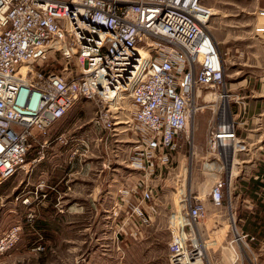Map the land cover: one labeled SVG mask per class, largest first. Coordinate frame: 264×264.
I'll return each instance as SVG.
<instances>
[{"label": "built area", "instance_id": "built-area-1", "mask_svg": "<svg viewBox=\"0 0 264 264\" xmlns=\"http://www.w3.org/2000/svg\"><path fill=\"white\" fill-rule=\"evenodd\" d=\"M201 1L0 0V183L19 171L29 173L43 159L38 152L27 160L32 145L43 146L47 141L38 137H46L81 99L95 106L93 127L114 133L125 95L132 143L126 162L143 183L161 175L198 110L194 89L221 88L220 98L227 92L221 54L206 31L211 9ZM258 13L263 22L256 32L264 33V8ZM50 58L57 68L43 67ZM223 137L235 141V127L219 117L207 131L209 148L220 151ZM230 185V178L218 179L209 192L212 207L226 216ZM44 186L40 181L33 200L46 197L40 193ZM21 196V204L29 206L31 197ZM153 198L145 187L139 205ZM192 199L187 217L198 224L209 210L199 197ZM138 213L149 222L146 212ZM222 218L213 215L211 222L216 227ZM229 228L235 233L227 244L242 242L245 236L233 219ZM21 229L19 222L0 228V255L17 243ZM183 236V231L172 235L170 264L200 260L219 240L186 249Z\"/></svg>", "mask_w": 264, "mask_h": 264}, {"label": "rangeland", "instance_id": "rangeland-1", "mask_svg": "<svg viewBox=\"0 0 264 264\" xmlns=\"http://www.w3.org/2000/svg\"><path fill=\"white\" fill-rule=\"evenodd\" d=\"M201 2L211 9L206 31L224 63L227 97H218L223 93L221 88L194 89V106L212 105L214 109L204 107L194 113L188 132L180 136L177 147L171 151L168 165L161 175L149 177L146 183L126 162L132 145L126 123L130 98L125 95L116 110L121 122L114 133L93 127L92 102H76L46 137H38L40 142H47L43 146L34 143L27 155L30 160L39 152L43 159L36 168L42 169L46 155L56 153L61 176L67 170L77 172L78 177L73 178L79 183L77 187L59 191L62 196L65 192L63 198L74 204L61 208L49 205V188L44 186L40 193L45 192V198H31L32 206H23L21 195H33L28 194V189L33 186L34 191L40 181L46 183L45 177L31 182V169L10 178L5 197L0 199V228L19 222L22 229L17 243L0 255V264H170L168 253L173 234L183 231L185 248L189 249L199 245L204 235L220 234V228L227 225L225 212L211 206V187L218 179L231 181L239 175L248 178L258 166L264 168V33L256 32L263 22L258 12L264 8V0ZM58 66L51 58L43 64L50 69ZM212 94L217 98L210 102ZM221 104L228 105L235 127L230 173L223 167L227 147L222 154L211 150L206 141L208 128L219 119ZM51 141H56L52 149ZM145 187L152 189L154 198L139 205L141 189ZM17 194L19 199L15 198ZM193 196L209 208L207 218L198 224L189 223L187 217ZM137 207L148 214V223L140 220ZM221 214L222 224L215 227L212 216ZM228 229L231 238L235 232ZM262 242L243 239L240 243H226L221 252L213 250L217 251L214 261L264 264ZM205 251L209 250H204L201 264H212L207 262Z\"/></svg>", "mask_w": 264, "mask_h": 264}, {"label": "crops", "instance_id": "crops-1", "mask_svg": "<svg viewBox=\"0 0 264 264\" xmlns=\"http://www.w3.org/2000/svg\"><path fill=\"white\" fill-rule=\"evenodd\" d=\"M50 143H51L50 148L52 149V145L53 143H56V141H51ZM58 156L59 155L56 153L46 155L45 163H44L45 169L36 168V166H38L37 163L33 165L32 170H34V173L32 174L33 176L31 182L32 181L35 182V180H39L44 175L45 182L49 188L48 189L49 196L51 198L49 201V205L53 207L59 206L60 208L67 206L72 207L74 203L72 202L69 203L68 198H63L64 196H66V193L64 192L63 193L64 195L62 196L60 195L59 191H67L71 189V187L73 188L77 187L79 183L75 182L73 178L78 177V174H76L77 172L75 173L72 172V170H67L64 171V174L61 176L62 171H61V165L58 161L59 160ZM44 164H39V166L42 167ZM231 165L233 164L231 163ZM231 169L232 166H230L229 163L227 167V172L230 173ZM253 172L254 173H252L251 177L246 178L244 177V175L242 176L239 175L230 181L231 209L228 215L226 216L227 225L225 227L220 228L222 230V233L221 232H218L220 234H217L216 232L213 233V236L217 237L219 240L216 244V247L207 249L209 250L207 252L205 251L207 262H211L212 264L218 263V261L216 262L214 261V259H216L217 257V255H215L217 251H213V250L215 249L220 250V248L222 249V245L225 246L227 245L226 244L227 239L229 238L228 236L229 221H232V219L236 223V228L238 232L245 236L244 237L245 240H249V237H252L254 238L253 240L256 239L259 242L264 241L263 240L264 239V168H262L260 165V167L258 166V168H256ZM8 182L9 179L0 183V199L2 197H5L4 194L6 192L5 189L7 188L6 185L8 184ZM17 184L20 183L18 182ZM30 184H31L30 186H32V183ZM32 187L31 190L33 189ZM28 190L31 193L33 192L30 189ZM121 192H123V189H121ZM28 196L31 197L32 195H28ZM75 204L79 206L78 201H76ZM29 206H32V202L30 203ZM218 222L222 224V219H220V221ZM213 236L207 237L204 235L203 241L213 239ZM262 245H264V242H262ZM259 249H262V247ZM203 257L204 254L201 258Z\"/></svg>", "mask_w": 264, "mask_h": 264}, {"label": "bare ground", "instance_id": "bare-ground-1", "mask_svg": "<svg viewBox=\"0 0 264 264\" xmlns=\"http://www.w3.org/2000/svg\"><path fill=\"white\" fill-rule=\"evenodd\" d=\"M226 97H227V94H224L223 98H221V99H224ZM212 98L213 99H208V101H210V100L214 101L217 98V95L212 94ZM226 104H224V105L221 104V106L219 108V113H220L219 117L221 118V120L224 119L225 123H229V126H230V118H229L230 116H229L228 109H227L228 106ZM211 106L212 105L204 106V107H210L211 109H214L213 108L214 106L213 107H211ZM204 107L200 106V107H197V109L202 110ZM220 142H221L220 143V147H219L220 152L223 154L225 147H227V150L229 151L227 154L224 153V155H223V158H224L223 167L227 171V167H228V164H229V159L232 157L236 141H232L230 139H227V138L223 137V138L220 139ZM189 264H201V261L200 260H196L194 262L191 261Z\"/></svg>", "mask_w": 264, "mask_h": 264}]
</instances>
